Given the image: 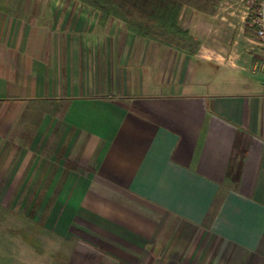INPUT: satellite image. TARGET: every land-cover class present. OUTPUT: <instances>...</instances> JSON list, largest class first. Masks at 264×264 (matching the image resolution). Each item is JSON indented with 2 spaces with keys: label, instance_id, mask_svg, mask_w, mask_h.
<instances>
[{
  "label": "crops",
  "instance_id": "crops-1",
  "mask_svg": "<svg viewBox=\"0 0 264 264\" xmlns=\"http://www.w3.org/2000/svg\"><path fill=\"white\" fill-rule=\"evenodd\" d=\"M225 4L190 53L79 0H0V192L50 196L113 264H264V44Z\"/></svg>",
  "mask_w": 264,
  "mask_h": 264
},
{
  "label": "rangeland",
  "instance_id": "rangeland-1",
  "mask_svg": "<svg viewBox=\"0 0 264 264\" xmlns=\"http://www.w3.org/2000/svg\"><path fill=\"white\" fill-rule=\"evenodd\" d=\"M239 4L244 5L243 0H227L225 5L236 8ZM198 14L185 13L182 16V24L191 27L192 35L196 37L189 46L180 49L182 52L200 50V44L205 42V34L201 31L203 24L220 25L221 19L215 18L214 14ZM241 16L242 13L237 11L227 15L226 23L233 30L228 37L235 39L240 35L238 29L245 23L247 25V21L242 22ZM240 51L243 55L248 54L243 48ZM196 67L199 69V64H194L193 68ZM47 200L50 201V196L40 192H0V264H113L110 258L88 250L83 242L61 238L48 223L50 209L46 206ZM84 250L89 253H84Z\"/></svg>",
  "mask_w": 264,
  "mask_h": 264
},
{
  "label": "trees",
  "instance_id": "trees-1",
  "mask_svg": "<svg viewBox=\"0 0 264 264\" xmlns=\"http://www.w3.org/2000/svg\"><path fill=\"white\" fill-rule=\"evenodd\" d=\"M79 1L98 11L101 24L111 18H116L123 21L127 28L138 37L183 49L195 39L180 25L181 10L188 7L199 13L214 14L222 0Z\"/></svg>",
  "mask_w": 264,
  "mask_h": 264
},
{
  "label": "built area",
  "instance_id": "built-area-1",
  "mask_svg": "<svg viewBox=\"0 0 264 264\" xmlns=\"http://www.w3.org/2000/svg\"><path fill=\"white\" fill-rule=\"evenodd\" d=\"M248 17V25L256 29V37L264 44V0H243ZM253 71L264 74V58L253 65Z\"/></svg>",
  "mask_w": 264,
  "mask_h": 264
}]
</instances>
